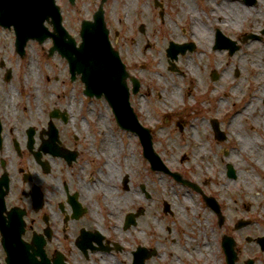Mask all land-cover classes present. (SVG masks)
Here are the masks:
<instances>
[{
    "label": "flooded vegetation",
    "instance_id": "1",
    "mask_svg": "<svg viewBox=\"0 0 264 264\" xmlns=\"http://www.w3.org/2000/svg\"><path fill=\"white\" fill-rule=\"evenodd\" d=\"M141 1V6L145 4L142 11L149 8L143 19L146 26L142 22V30L138 28L146 42L154 33L153 21L166 31L167 27L178 30L182 20L181 34L188 35L181 42L172 41L186 44L187 52L175 56L171 73L186 78L180 64L185 58L189 73L185 82L191 88L193 105L180 112H164L162 123L171 120L169 125L184 135L189 127L182 147H191L195 151L191 158L199 159L202 166L209 146L208 160L215 162V176L207 172L203 177L184 179L186 185L176 182L200 200L198 211L187 200L189 233L173 231L170 226L165 236L157 230L147 231L144 201L151 200L155 192L144 183L130 184L113 162L120 151L114 132L121 133L120 137L127 133L139 148L136 132L118 126L105 98H87L81 77L69 73L66 58L57 52L49 54L50 39L43 43V65L48 70L45 76H38L28 48L20 56L14 31L0 26V42L4 38V45L0 43V264H6L3 233L13 231L19 221L24 229L22 240L34 249L39 246L49 264H264V171L240 173L234 162L243 160L264 169V0H203L206 19L199 17L196 0H180V5L173 0ZM226 4L242 6L248 15L236 20L233 16L238 13L233 12L230 17L234 20L226 22ZM247 17L246 25L236 24ZM77 23L80 28L79 20ZM67 30L78 45L73 29ZM109 33L129 74L140 82L133 92L127 81L129 107L153 138L142 108L160 101L162 90L140 79V70L130 63L132 51L125 35L120 30L109 29ZM141 42L139 38L135 43ZM146 47L151 44L147 42ZM53 59L63 64L64 74L48 75L53 73ZM237 87L243 100L236 109L243 118L239 124L256 140L248 154L241 152L240 132L232 128L231 116L222 119L217 114L223 110L226 91ZM216 93L217 109L212 103ZM185 94L191 96L187 90ZM103 109L111 114L113 135H109L116 151L103 140L106 121L99 115ZM174 117L182 121L173 123ZM229 140V147L218 150ZM218 164H224L225 171ZM228 166H232L230 172ZM111 173L117 175L114 191L121 194L124 208L129 193L144 205L136 200V210L123 208L114 214L108 203L111 186L106 183ZM169 207L162 210L164 216H173ZM191 211L198 224L190 222ZM205 218H209L208 225ZM195 226L207 242L204 247H199ZM139 227L146 230L139 231Z\"/></svg>",
    "mask_w": 264,
    "mask_h": 264
},
{
    "label": "rangeland",
    "instance_id": "2",
    "mask_svg": "<svg viewBox=\"0 0 264 264\" xmlns=\"http://www.w3.org/2000/svg\"><path fill=\"white\" fill-rule=\"evenodd\" d=\"M218 1V0H216ZM99 0H75V5L71 7L66 0H57V4L61 7L62 14H64L65 21L64 25L66 27L73 29V35L77 37L79 40V24L77 20L80 21L85 19H90L93 12H95L96 8L99 5ZM143 3L141 0H106L104 5V12H105V23H107L108 29L112 31L120 30L128 40V45L130 46V51H132V56L130 58V63L135 64L134 66L137 67L139 71L140 79L144 82L151 83L155 85V87L162 90V95H164L163 99L154 103V104H147L146 107L142 108V116L147 120L146 126L150 127L153 130V149L157 152L158 156L164 163L165 167L169 169L173 173H180V175L184 179L188 178H198L203 177L207 172H211V175H214L212 171L214 161H210L209 159V146L206 148V159L204 165L199 164V159L195 158L194 160L191 158L195 153L194 150H191V147L187 149V147H182L183 140L186 139L185 135L189 131V127L185 130L184 133L179 134L176 130V126H171L169 123L171 122L166 120L167 123H162V120L165 118L162 115L164 112L168 110H173L174 112H180L185 108L192 107V92L190 86L185 82V79H188V72H187V62L186 59H181V68L186 75V78L182 79L178 77L175 73H170L168 71V63L166 62L165 57V49L168 46L169 41H182L183 39H187L188 35L181 34V28H183L184 21L181 20L179 22V29L176 30L175 28H166V31L163 29L165 27L159 28V22L153 21L152 30L154 31L150 33L148 39V43L151 44L150 48L146 47L145 36H142L140 32H138L139 24L142 22L146 26V21L143 20L147 18L149 13V8H144L142 11ZM173 4H181L180 0H173ZM198 8L200 9V13H198L201 19H206L204 16V12L202 9L204 8L203 0H196ZM192 5V1L189 3V6ZM139 8V11H138ZM206 12V9H205ZM142 14L144 17H142ZM248 18L243 22L238 21L236 24L246 25L248 22ZM122 19L125 23L122 22ZM121 20V22H119ZM173 27V26H172ZM173 29V30H172ZM183 37H182V36ZM141 39L142 42L138 45L136 39ZM3 39L1 40V44H3ZM121 43V40L120 42ZM46 44H43V47H38L35 43H29L27 46V52L30 56L35 58V66L37 69L38 76H45L48 69L44 68V61L46 57L44 56V49ZM44 56V57H43ZM51 64L53 65V73L48 75L55 74H64L63 71V64L57 60H51ZM142 65H146L147 68H141ZM142 69V70H141ZM232 80V79H231ZM229 80V81H231ZM236 84L238 82H235ZM236 86V85H233ZM232 86V87H233ZM55 88L58 89L56 84ZM237 88H232L226 91V102H223V110L219 111L218 116L223 118H227L230 116L231 112H234L238 109L239 105L243 104L242 98L238 96L239 93L237 92ZM185 90L189 91L191 96L186 97L184 93ZM56 91V89H55ZM178 94V98H172L171 94ZM181 96V97H180ZM219 94L213 95L212 103L213 108L217 109L219 107L218 103ZM180 98V99H179ZM184 104V105H183ZM99 115H103V119H105V127L106 134H112L111 132V125L109 120L111 119V114L108 110L105 111L99 110ZM217 116V115H216ZM176 117L172 119V122L182 121L180 119L175 120ZM243 120V118H240ZM187 121H191L188 119ZM186 121V123H188ZM176 130V131H175ZM116 135V140L119 142L118 150L119 153L117 154L116 158L113 159V162L116 168L119 166L121 173L127 175L128 180L131 182L130 184L135 183H144L145 186L152 189L155 192L151 200H145L146 206V213L148 221L146 222L147 226H149L148 232L158 231L157 233L162 234L165 236V229L170 226L171 230H185L186 233H189L187 229L188 222H186V218L190 216V211L182 203V197L185 196L186 200H189L192 204L191 209H195L198 211L200 208V200L194 194L188 192L185 188H183L180 184H176L173 179L168 176L167 174H163L161 172H153L149 168V164L147 160L143 159L142 157V150L138 148L135 144V139H130L127 133H123V137L121 133L114 132ZM110 135V137H111ZM93 138V137H92ZM89 142L92 139L88 140ZM129 143V144H128ZM231 145V141L229 140L226 143L220 145L218 150H222L223 148L229 147ZM228 144V145H227ZM128 145V147H127ZM220 152V151H219ZM218 152V153H219ZM185 155V160H182L181 156ZM219 156V155H217ZM127 157L128 163L126 164L125 158ZM239 166V170L248 169L250 172H261L256 170L251 166H249L248 162L243 160L234 161ZM118 165V166H117ZM223 171H225L224 164H218ZM218 171L216 174H218ZM210 175V176H211ZM215 176V175H214ZM159 183L161 185L159 186ZM188 192V194H186ZM138 198L132 195L129 199V202L125 199V208L126 210H136ZM144 205L142 200L138 201ZM167 203L170 207V211L173 213V216L163 215V205ZM207 212V211H206ZM198 213V212H197ZM208 213V212H207ZM189 215V216H188ZM206 215V214H205ZM207 216V215H206ZM209 218H205V223L208 225L210 221ZM151 222V226L149 224ZM153 222L157 224H153ZM142 229L141 227L138 228ZM146 230V229H142ZM140 231V230H139ZM150 237H154L151 234ZM180 237V234H179Z\"/></svg>",
    "mask_w": 264,
    "mask_h": 264
},
{
    "label": "water",
    "instance_id": "3",
    "mask_svg": "<svg viewBox=\"0 0 264 264\" xmlns=\"http://www.w3.org/2000/svg\"><path fill=\"white\" fill-rule=\"evenodd\" d=\"M73 5L74 0H68ZM100 5L95 11L93 21L82 22L80 35L82 42L80 47L74 46V41L61 25V14L55 0H0V25L2 27H14L16 47L22 49L28 40H37L39 43L50 37L53 40L54 49L61 54H68L71 74L79 73L85 84L86 95L107 99L111 108L116 112V118L120 126L135 130L141 141L143 156L149 160L152 170L168 173L174 180H181L177 173H171L164 167L158 155L152 149V139L148 130L141 128L127 103L126 79L129 75L125 65L122 64L119 55L112 49L108 40V31L103 21L102 7L105 0H100ZM47 21L53 26V32L43 26ZM68 39L65 49L60 46L64 39ZM171 46L167 52L171 55ZM51 50V53L54 51ZM181 52L184 48L179 49ZM174 56V55H173ZM137 88V81L133 80ZM114 97H119L115 100ZM23 233L22 223H19L15 236L4 233V250L7 253V264H49L42 249L37 246H28L21 240ZM36 257H39L37 260Z\"/></svg>",
    "mask_w": 264,
    "mask_h": 264
},
{
    "label": "bare ground",
    "instance_id": "4",
    "mask_svg": "<svg viewBox=\"0 0 264 264\" xmlns=\"http://www.w3.org/2000/svg\"><path fill=\"white\" fill-rule=\"evenodd\" d=\"M225 4V3H224ZM226 5H229V4H226ZM225 10H226V13L228 14V17H224L225 18V21L226 22H229L230 20L233 21L234 18H236V20H240L244 17H246L248 14H247V10L245 8H242V6H239V5H236V4H233V5H229V6H225ZM233 12H237L238 14H234V18L233 17H230V14L232 15ZM230 17V18H229ZM200 29V28H199ZM201 31L205 30V29H200ZM171 97L172 98H178L179 95L178 94H171ZM164 98V97H163ZM162 98V99H163ZM242 115L238 112H234V114L230 117L229 121H230V124L232 126V128L234 130H236L237 132H240V136H241V145L242 146V151L241 152H244V153H249V150H253L254 149V146H255V137L253 135H249L248 133H245L242 129H241V126H240V122H241V118ZM234 134V133H233ZM235 135V134H234ZM104 141H106L108 143V145L110 146V150H113V151H116L117 149L113 146V141L110 139V135L107 133L104 134ZM126 164L128 163V160H127V157L124 159ZM252 167L256 170H259V171H264L263 167H261L260 165L258 164H255V165H252ZM115 172V171H114ZM243 173H246L248 175V173H251L248 169H243ZM111 178L107 179L106 180V183H108V186H111V196L109 197V204L111 205V208H113V213L115 214L117 211H122L123 208H124V203H123V198L121 197V194L119 193H116L114 191V185L118 184V179H117V175L115 176L114 174L111 173ZM161 185V183H159V186ZM132 196V194H128V198L130 199V197ZM182 203L184 204V206L186 208H188L189 204H188V201L185 199V196L182 197ZM196 218V214L195 212L191 211V220L190 222H196V224H198L197 221H195L193 218ZM193 229L196 230V236H197V242L199 243V247H204L205 244L207 243L203 234L201 232H198V226H195Z\"/></svg>",
    "mask_w": 264,
    "mask_h": 264
}]
</instances>
